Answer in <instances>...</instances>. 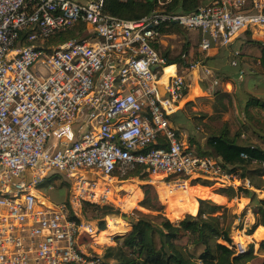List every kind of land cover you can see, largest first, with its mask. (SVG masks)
<instances>
[{
  "label": "built area",
  "instance_id": "2783aa9c",
  "mask_svg": "<svg viewBox=\"0 0 264 264\" xmlns=\"http://www.w3.org/2000/svg\"><path fill=\"white\" fill-rule=\"evenodd\" d=\"M156 2L129 21L105 14L104 0H0V264H109L80 244L100 231L81 213L85 203L110 205L113 181L137 165L182 183L250 188L220 159L184 148L167 119L190 73L200 70L210 89L225 84L196 62L185 74L169 65L161 90L169 66L153 44L170 24L200 32L204 54L247 31L264 39V0H211L186 14ZM78 26L79 37L47 44ZM232 56L238 67L240 51ZM158 138L165 147L147 150ZM57 181L69 186L60 202L47 196Z\"/></svg>",
  "mask_w": 264,
  "mask_h": 264
},
{
  "label": "trees",
  "instance_id": "16d2710c",
  "mask_svg": "<svg viewBox=\"0 0 264 264\" xmlns=\"http://www.w3.org/2000/svg\"><path fill=\"white\" fill-rule=\"evenodd\" d=\"M202 1L170 0V2L161 6L159 10L164 13L186 14L195 11L200 5H204ZM156 7V0H127L125 2L122 0H104L103 11L105 14L119 19L135 21L149 16L155 11ZM181 29L183 28L170 24L167 28L161 26L159 31L164 36L166 34L179 33ZM83 30L82 26H78L56 35L47 44L63 43L69 39L79 37ZM153 48L160 52L159 44H153ZM188 51V46L186 45L176 56L171 55L168 51L160 52V54L165 58L166 65L177 66L178 74L187 73L190 65L196 61H202L204 65L212 61V58L207 57L203 60L199 57H190ZM239 57L242 65V59H244V63L255 64L259 62L260 67L264 68V45L259 41L248 38L241 49ZM235 69L239 70L240 67ZM231 93L218 91L215 98L218 103H221L223 99H227L232 103L231 101L234 100L232 97L234 96ZM197 101L203 102L205 98H199ZM191 106H193V103H188L184 107L188 117L193 120L196 115L202 118L207 117L205 113L189 112L188 109ZM220 107L222 108L218 109L219 112H224V106L221 105ZM235 107L238 112L245 113L246 124L254 123V126L258 125V129L264 132V125H261L256 116L251 113L252 109L257 110L264 117L263 99L248 95L243 107L238 104ZM214 110L218 111L215 107ZM176 116L177 114L169 116L170 124L177 125ZM205 128L206 132L210 134L207 139V146L211 150L212 156L209 157L220 159L224 164L231 167L230 172L236 174L242 180H248L250 183V188L239 187L233 189L224 187L216 190V193L229 199L236 196L249 199L254 223L246 231V235L251 236L259 226L264 228V199L258 198L255 191L250 190L253 187L255 190L264 191V188L253 184L251 181L252 179H262L264 177V136H259L261 142L257 145H241L237 142L240 136L239 131L232 134L227 126L215 131L210 130L207 126ZM254 131L258 130L254 129ZM188 143L189 150H191L193 145L191 136H188ZM163 147H165L163 139L158 138L155 142L148 145L147 150ZM241 153L245 154L247 158H241ZM146 174V168L137 165L133 171L129 172L121 180L137 177L143 180ZM171 178L177 179L176 177ZM60 182L62 185H67L62 181ZM192 182L193 185L209 186V183L200 182L199 180H193ZM141 190L143 198L138 206L148 213H143L136 209L132 211V215L129 216L130 230L124 235L114 238V247L105 249V256L102 257L104 262L109 264H264V259L255 263L257 259L256 255H254L253 244L249 246L247 252L238 253L236 251L231 231L237 216L226 207L216 205L210 201H204L200 205L197 214L193 216L189 214L195 212L196 201L188 195L187 191L178 190L177 197L173 201L163 204L173 199L175 195L164 189H159L157 195L150 185L142 186ZM196 197L198 196L196 195ZM162 204L167 205L168 216L176 212L182 216L184 214L187 215H184L179 220L171 221L163 214L164 207ZM89 209L96 213L92 218L127 217L110 205L99 206L85 203L83 211L86 213V210ZM98 225L100 231L105 230L106 224L104 221H99ZM124 230L125 228H120L116 231L110 226L106 231L96 236L110 237L121 235ZM257 236L258 239L261 238L259 234H256ZM79 242L83 246L88 244L90 239L88 236L83 235L80 237ZM259 252L264 253V240L259 244Z\"/></svg>",
  "mask_w": 264,
  "mask_h": 264
},
{
  "label": "crops",
  "instance_id": "0c3cea01",
  "mask_svg": "<svg viewBox=\"0 0 264 264\" xmlns=\"http://www.w3.org/2000/svg\"><path fill=\"white\" fill-rule=\"evenodd\" d=\"M211 1V0H210ZM207 4V3H206ZM198 32V31H196ZM200 34V32H198ZM249 33V34H248ZM201 36V34H200ZM250 40H256L261 42L264 45V39L258 36L252 35L249 31L242 33L239 35L236 39L232 41V43L225 47V48H214L212 51L209 53L205 54L207 58H212V61L208 62L205 66H208L209 68L212 69L213 74L215 77L219 78L222 80V82L225 84V87L223 88V92L225 93H230L234 92L235 95L239 96L240 98V105L241 107L244 106L246 98L248 95H252L255 97H259L264 100V82H262V77L259 75L257 72H252L254 69L249 66L247 63H244L243 65L241 63V58L239 57V66L240 69L236 70L235 68L237 67H232L230 64V61L232 60V53L235 50H239L241 53V49L243 45L245 44V41L247 39ZM259 63V62H258ZM257 63V64H258ZM239 71H243V76L241 79L238 78V73ZM174 74V67L169 66L166 68L164 71L163 76L161 77L160 80V85L161 88L165 85L167 78L171 75ZM189 80L192 81V79L196 80L195 86L192 85L190 90L188 91L187 95L181 100L179 103L177 109L174 111L173 114H177L176 120H177V125L176 124H171L176 131L179 134L180 141L185 145L186 148L189 149V143H188V136H191L193 139V145L191 147L192 152L196 154H201L202 156H212L211 155V150L207 146V139L210 137V134L206 132L205 126H207L210 130L215 131L219 130L223 126H227L228 130L230 133L235 134L239 131L238 125H236L234 122H232L231 116H229V113H225L223 115H217L216 113L213 112V109L211 108V105L213 104H199L197 102V99L199 98H205L206 103L208 101H214L215 94L219 91L216 89H210L209 84H207L206 81H202V74L200 70H196L190 74L188 77ZM243 79V80H242ZM227 80V81H226ZM242 82H238L241 81ZM236 83H239V87H235L237 85ZM228 88V89H227ZM162 90V89H161ZM188 103H193V106H191L188 111H191L192 113H205L207 117L202 118L199 115L194 116V120L190 117L187 116L186 111L184 110V107ZM198 103V104H197ZM251 113L253 114V111L251 110ZM263 115V114H262ZM261 123L264 125V117L262 116ZM245 121V113H241L240 115V126H241V132L240 136L237 139L238 144H251V145H257L259 144L260 138L259 136H264V132L259 130L257 127L258 131H254L253 127L250 124H244ZM263 127V126H262ZM213 158V157H212ZM218 159V158H215ZM200 182H207L209 183V186H202L200 184H196L193 186L189 187H198L201 190L199 191L201 194L202 200L204 201H210L216 205L219 206H224L228 209L232 210V213H235L238 215L239 213H247L249 212L250 215L246 217V226H252L254 223V217L251 214V207H250V201L247 198L241 197V196H236L232 199H229L225 197L224 195H220L216 193V190L219 188H224L226 186H223L219 183H214L212 181L208 180H199ZM166 184H160L158 186V189H164L169 191L170 193H175V196L173 199L164 202L163 204H167L171 201H173L177 197V192L180 188H177L175 192L170 191L168 188H165ZM253 191H256L253 187H251ZM186 189V188H185ZM208 189V190H205ZM184 190V189H182ZM119 191H125L129 193L130 197L128 199H125L127 201H132V207L135 206L136 202L138 200L142 199V193L138 191L137 189L134 188L133 191H128V190H123L121 189ZM188 191V190H187ZM205 193V195H204ZM191 198L192 195H189ZM264 199V198H261ZM243 203V204H241ZM140 208V207H139ZM200 206L197 207L195 214H189V215H196ZM184 216V215H183ZM179 213H172L169 215L170 220H179L181 217H183ZM120 228H125V225H121L114 230H118ZM126 230V229H125ZM104 231H98V235L101 234ZM128 232V231H126ZM125 234V233H124ZM253 234H259L260 237L262 238L261 240L258 241L260 244L261 241L264 240V228L259 226ZM122 235V234H121ZM94 238V236H92ZM97 236H95L96 238ZM101 239L108 238L106 236H98ZM97 237V238H98ZM255 253H260L259 252V245L258 248L255 249Z\"/></svg>",
  "mask_w": 264,
  "mask_h": 264
},
{
  "label": "rangeland",
  "instance_id": "374dc122",
  "mask_svg": "<svg viewBox=\"0 0 264 264\" xmlns=\"http://www.w3.org/2000/svg\"><path fill=\"white\" fill-rule=\"evenodd\" d=\"M208 2H210V0H203L202 1L203 4L208 3ZM200 39H201V36L198 32L190 31V30H186V29H181L179 33H175V34L171 33V34H166L163 36L162 42L160 43V52L162 53V52L168 51V52H170L171 55L176 56L181 52V50L184 48V46L187 45L188 50H189L188 53H189L190 57L191 56L199 57L200 59L203 60L204 58H206V55L204 53L200 52V50H199ZM197 60H199V59H197ZM196 62H200L201 64H203L202 61H196ZM196 62H194V63H196ZM257 63H255V64L254 63L253 64L247 63V64L254 69L252 72H256V73L258 72L259 75L263 76L262 82H264V68L260 67L259 63L258 64ZM190 74L189 75L187 74L188 77L190 76ZM242 80L238 81V82H242ZM195 82H196L195 79H192V81L190 80L191 86L192 85L195 86V84H196ZM236 84L237 85H235L234 88L239 87V83H236ZM224 87L225 86H223L222 88H217L216 90L223 92L222 90ZM231 95L234 96V97H232V98H234V100L231 101L232 103H230L227 99H223L221 101V103H218V101L214 97L215 98L214 101L212 100V101H208L206 103V99H205V101L199 102V104H201V105L210 104L211 105L213 103L211 105V108L213 109V112L216 113L217 115H223L225 113H229L228 115L231 116L232 122H234L236 125H238L239 132H241L242 129H241V126L239 125L241 112H238V110H236V107H235L236 104H238L241 107V105L239 103L240 98H238L239 96L235 95L234 92H232ZM221 105H223L225 108L224 112H219V110H218V109L222 108V107H220ZM214 107L217 108L218 111L214 110ZM252 111H253V115H255L256 119L259 120L261 123V120L263 118L260 115V113L257 110H253V109H252ZM189 112H191V111H189ZM244 123L246 124V121H244ZM250 125L253 127V129L257 130L258 125L254 126V123H252ZM261 125H262V123H261ZM246 128H247V125H246ZM118 179L119 180H117V181H113V184L109 187L108 197L111 200L110 206H112L115 209H118L121 212V214H125L128 218V221L123 220L121 218V216H108L105 218H92V217H94V215H96V213L92 212L91 209L86 210V213L82 210V213H81V220L82 221L89 223V225H91L94 228L97 227V229L99 226L98 225L99 221H104L106 224V228L104 231H106L110 227L111 223H117L118 222V224H124L125 225L126 230L121 232V233H123L122 235H124V233H126V231H129L130 230L129 216L132 215V211L136 209V210H139L143 213H148V212L139 208V206H138L139 202L142 199L138 200L136 202L135 206L131 208V206L128 205L131 203L128 202L127 200H125V199H128L130 197L129 196L130 194L125 192V191H119L121 189V187L123 188V190H127L128 188H130V189L135 188L142 193L141 187L144 185H150L152 187V189L157 193V195H158L157 189H158V186L160 184H166L165 188H168L172 192H175L177 190V188L184 189L185 191L188 190L187 191L188 195L191 194L193 197L192 199H194L196 201V209L198 207L197 199H202V198H199V197H201V194L199 192L201 189L198 187H189V185L193 186V182L189 181V180L184 181L182 183L180 180H177V179L174 180L173 178H171L169 176L151 175L149 173H147L145 175V178L143 180L138 179V177L137 178H128L126 180H120L122 178H118ZM251 181L253 184L260 186L261 188H264V177L262 179H254V180L252 179ZM53 187H54V191H52L49 194L47 193V196H49L51 200L56 201V202L64 201L68 196L69 186L68 185H62L60 181H57L53 184ZM205 190H208V189H205ZM250 190H252V188ZM255 193H256L258 198H260V199L264 198V191L263 190H256ZM172 194L175 195V193H172ZM196 195L198 197H196ZM204 195H205V193H204ZM142 198H143V193H142ZM241 204H243V203H241ZM163 207H164L163 214L168 218L169 213H168L167 205H163ZM228 210H230L232 212L231 209H228ZM195 212H196V210H195ZM195 212L193 214H195ZM233 214H235V213H233ZM184 215H187V214H184ZM236 216H237V218L234 221L233 229L231 231L232 232L231 237H232V240L236 246V251L247 252L249 246L251 244H253L254 245V255H256V259H257L255 261V263H258L264 259V253H261V252L258 254L255 253V249L258 248V245H259L258 241L261 240L262 238L258 239V236L256 237V234H253L251 236L246 235V231L249 230L250 226H246L247 214L245 212H243V213L241 212ZM171 221H174V220H171ZM96 235H98V234H96ZM122 235L110 236V237L104 238V239H101L99 237L98 238L97 237L96 238L89 237L90 242L88 244L83 245L82 247L90 253H94L96 255L104 257L105 256V249L108 247H114L115 246L114 238L116 236H122Z\"/></svg>",
  "mask_w": 264,
  "mask_h": 264
},
{
  "label": "bare ground",
  "instance_id": "6f19581e",
  "mask_svg": "<svg viewBox=\"0 0 264 264\" xmlns=\"http://www.w3.org/2000/svg\"><path fill=\"white\" fill-rule=\"evenodd\" d=\"M165 70H166V68H165ZM165 70H164V71H165ZM159 87H160V89H162L160 83H159ZM182 145H183V147L185 148V145H184L183 143H182ZM127 190H128V191H133L134 189H132V188H131V189L128 188ZM128 202L131 203V204H128V205L132 206V201H128ZM125 207H126V206H125ZM129 209H130V208H129ZM121 225H123V224H118V222H117V223H111L110 226H111L112 229H115V228H117V227H119V226H121ZM83 235H86V234H85V233H82L81 236H83ZM81 236H79L78 240L80 239ZM86 236H87V235H86ZM89 237H90V236H88V238H89Z\"/></svg>",
  "mask_w": 264,
  "mask_h": 264
},
{
  "label": "water",
  "instance_id": "95a60500",
  "mask_svg": "<svg viewBox=\"0 0 264 264\" xmlns=\"http://www.w3.org/2000/svg\"><path fill=\"white\" fill-rule=\"evenodd\" d=\"M149 1H152V0H149ZM197 202H198V207L204 202V200L202 199H197ZM123 220L125 221H128V218L127 217H121Z\"/></svg>",
  "mask_w": 264,
  "mask_h": 264
}]
</instances>
